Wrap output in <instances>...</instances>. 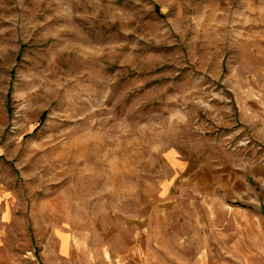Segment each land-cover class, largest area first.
Listing matches in <instances>:
<instances>
[{
	"label": "rangeland",
	"instance_id": "1",
	"mask_svg": "<svg viewBox=\"0 0 264 264\" xmlns=\"http://www.w3.org/2000/svg\"><path fill=\"white\" fill-rule=\"evenodd\" d=\"M123 249L264 264V0H0V264Z\"/></svg>",
	"mask_w": 264,
	"mask_h": 264
},
{
	"label": "crops",
	"instance_id": "2",
	"mask_svg": "<svg viewBox=\"0 0 264 264\" xmlns=\"http://www.w3.org/2000/svg\"><path fill=\"white\" fill-rule=\"evenodd\" d=\"M232 180H234V178H232ZM67 243H68V241H67ZM67 243H66V246H67ZM122 252H123V254H122V256H121V263H122V264H126V263H125V254H124V253H125V249H123ZM139 261H140V260H138L135 264H140ZM141 264H143V263H141Z\"/></svg>",
	"mask_w": 264,
	"mask_h": 264
},
{
	"label": "bare ground",
	"instance_id": "3",
	"mask_svg": "<svg viewBox=\"0 0 264 264\" xmlns=\"http://www.w3.org/2000/svg\"><path fill=\"white\" fill-rule=\"evenodd\" d=\"M64 244H66V242H64Z\"/></svg>",
	"mask_w": 264,
	"mask_h": 264
}]
</instances>
